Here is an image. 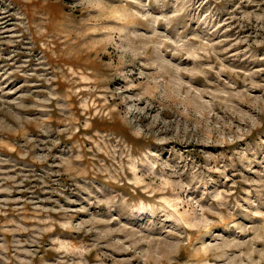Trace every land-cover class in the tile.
Here are the masks:
<instances>
[{"label":"rangeland","instance_id":"1","mask_svg":"<svg viewBox=\"0 0 264 264\" xmlns=\"http://www.w3.org/2000/svg\"><path fill=\"white\" fill-rule=\"evenodd\" d=\"M0 264H264V0H0Z\"/></svg>","mask_w":264,"mask_h":264}]
</instances>
